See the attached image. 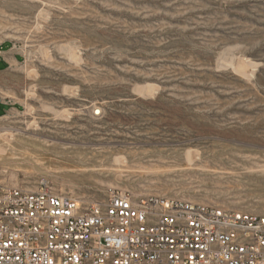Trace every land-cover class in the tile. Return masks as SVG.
<instances>
[{"label": "rangeland", "instance_id": "obj_1", "mask_svg": "<svg viewBox=\"0 0 264 264\" xmlns=\"http://www.w3.org/2000/svg\"><path fill=\"white\" fill-rule=\"evenodd\" d=\"M5 43L0 186L264 217V0H0Z\"/></svg>", "mask_w": 264, "mask_h": 264}, {"label": "built area", "instance_id": "obj_2", "mask_svg": "<svg viewBox=\"0 0 264 264\" xmlns=\"http://www.w3.org/2000/svg\"><path fill=\"white\" fill-rule=\"evenodd\" d=\"M0 264H264V217L127 191L83 205L44 184L0 186Z\"/></svg>", "mask_w": 264, "mask_h": 264}, {"label": "crops", "instance_id": "obj_3", "mask_svg": "<svg viewBox=\"0 0 264 264\" xmlns=\"http://www.w3.org/2000/svg\"><path fill=\"white\" fill-rule=\"evenodd\" d=\"M24 52L16 45H0V118L15 115L24 106L20 68Z\"/></svg>", "mask_w": 264, "mask_h": 264}, {"label": "bare ground", "instance_id": "obj_4", "mask_svg": "<svg viewBox=\"0 0 264 264\" xmlns=\"http://www.w3.org/2000/svg\"><path fill=\"white\" fill-rule=\"evenodd\" d=\"M12 137V136H11Z\"/></svg>", "mask_w": 264, "mask_h": 264}]
</instances>
